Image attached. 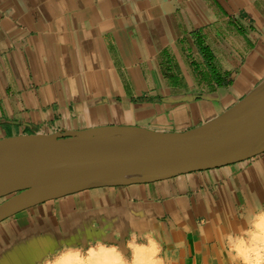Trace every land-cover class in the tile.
<instances>
[{
	"label": "crops",
	"instance_id": "1",
	"mask_svg": "<svg viewBox=\"0 0 264 264\" xmlns=\"http://www.w3.org/2000/svg\"><path fill=\"white\" fill-rule=\"evenodd\" d=\"M263 78L264 0H0V140L102 126L187 131ZM255 197L264 203V153L83 191L1 222L0 264H42L97 239H154L165 264H229L221 237L244 224Z\"/></svg>",
	"mask_w": 264,
	"mask_h": 264
},
{
	"label": "water",
	"instance_id": "2",
	"mask_svg": "<svg viewBox=\"0 0 264 264\" xmlns=\"http://www.w3.org/2000/svg\"><path fill=\"white\" fill-rule=\"evenodd\" d=\"M264 153V78L216 118L181 132L102 126L0 140V223L83 191L147 184Z\"/></svg>",
	"mask_w": 264,
	"mask_h": 264
},
{
	"label": "clouds",
	"instance_id": "3",
	"mask_svg": "<svg viewBox=\"0 0 264 264\" xmlns=\"http://www.w3.org/2000/svg\"><path fill=\"white\" fill-rule=\"evenodd\" d=\"M241 219L243 225L221 237L229 264H264V203L255 197L252 206L242 209ZM185 230H190V227L185 226ZM154 244L159 248L154 239L147 240L145 244H137V247L151 249ZM179 246H182V242ZM132 252L129 259L117 246L97 239L87 248L63 245L48 264H165L158 251H148L141 258H137L134 250Z\"/></svg>",
	"mask_w": 264,
	"mask_h": 264
},
{
	"label": "rangeland",
	"instance_id": "4",
	"mask_svg": "<svg viewBox=\"0 0 264 264\" xmlns=\"http://www.w3.org/2000/svg\"><path fill=\"white\" fill-rule=\"evenodd\" d=\"M93 244V243H92ZM135 245V244H145V242H142V241H138L137 243H130L128 246H123L122 248H119L123 253H124V255L127 257V258H129V259H131V257H132V254H133V252H132V250H133V246L132 245ZM89 246V245H88ZM87 246V247H88ZM87 247H85V248H87ZM157 251V250H156ZM155 251V252H156ZM53 258V256H51L49 259H47L46 261H44V263H42V264H48V262L51 260Z\"/></svg>",
	"mask_w": 264,
	"mask_h": 264
},
{
	"label": "bare ground",
	"instance_id": "5",
	"mask_svg": "<svg viewBox=\"0 0 264 264\" xmlns=\"http://www.w3.org/2000/svg\"><path fill=\"white\" fill-rule=\"evenodd\" d=\"M132 246H133V250L135 251L137 258L143 257L145 255V253L148 251L155 252L157 250V247L155 244L152 246L151 249H145V248L137 247V244H135V245L133 244Z\"/></svg>",
	"mask_w": 264,
	"mask_h": 264
}]
</instances>
